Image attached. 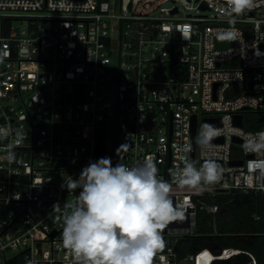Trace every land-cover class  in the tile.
<instances>
[{
    "label": "built area",
    "instance_id": "2783aa9c",
    "mask_svg": "<svg viewBox=\"0 0 264 264\" xmlns=\"http://www.w3.org/2000/svg\"><path fill=\"white\" fill-rule=\"evenodd\" d=\"M183 1L0 0V264H75L57 217L76 193L61 185L100 157L150 159L172 185L179 215L153 264L240 254L257 264L185 240L200 236L203 213L216 225L220 196L264 193V149L248 146L264 134L254 128L264 124V0L239 14L227 0H186L198 13L179 16ZM221 38L232 44L217 47ZM193 117L195 167L221 162L219 179L181 187L173 174L192 162Z\"/></svg>",
    "mask_w": 264,
    "mask_h": 264
},
{
    "label": "clouds",
    "instance_id": "9594fccd",
    "mask_svg": "<svg viewBox=\"0 0 264 264\" xmlns=\"http://www.w3.org/2000/svg\"><path fill=\"white\" fill-rule=\"evenodd\" d=\"M227 5L229 14L254 6L253 0H227ZM248 146L253 151L264 149V134ZM182 159L183 169L173 174V182L181 187L219 179L215 164L197 169ZM256 166L264 171V161ZM61 187L76 193L57 217L63 224V247L71 250L75 264H153L163 247L161 229L179 215L170 198L172 185L158 177L150 159L131 166L113 164L110 157L90 160L78 177L69 176Z\"/></svg>",
    "mask_w": 264,
    "mask_h": 264
},
{
    "label": "trees",
    "instance_id": "16d2710c",
    "mask_svg": "<svg viewBox=\"0 0 264 264\" xmlns=\"http://www.w3.org/2000/svg\"><path fill=\"white\" fill-rule=\"evenodd\" d=\"M261 114L254 116L260 118ZM261 127H264L263 122L254 128ZM218 200L223 203V208L216 217V225L213 216L203 213L198 228L200 236L185 242L192 249L205 246L215 251L227 247L241 249L252 253L257 264H264V193L232 191ZM249 260L247 254H240L217 264H246Z\"/></svg>",
    "mask_w": 264,
    "mask_h": 264
},
{
    "label": "water",
    "instance_id": "95a60500",
    "mask_svg": "<svg viewBox=\"0 0 264 264\" xmlns=\"http://www.w3.org/2000/svg\"><path fill=\"white\" fill-rule=\"evenodd\" d=\"M203 9L207 8V3L206 1L203 3L202 5ZM232 44V40L231 39H218L217 40V47L219 48H223V47H228L229 45ZM255 53L257 54H261L262 53V47H260L259 49H257L255 51ZM235 122L239 125L243 124V116L242 115H236L235 116ZM206 123H209L213 126H217L220 124V122L218 120H214V121H209L206 120ZM192 129H193V141H192V163L195 166V147H196V117H193V125H192ZM235 141H239L237 138H235ZM240 142V141H239ZM204 164H208V163H213V164H221V162H215V161H203ZM232 163H239V162H232ZM168 179L170 180V164H169V176ZM162 232H165V227L163 229H161Z\"/></svg>",
    "mask_w": 264,
    "mask_h": 264
},
{
    "label": "rangeland",
    "instance_id": "374dc122",
    "mask_svg": "<svg viewBox=\"0 0 264 264\" xmlns=\"http://www.w3.org/2000/svg\"><path fill=\"white\" fill-rule=\"evenodd\" d=\"M117 3L120 2V0H115ZM131 0H124V7L130 2ZM198 2H201L202 0H197ZM173 3H168L165 6L171 7ZM194 4H189V2H186V0L183 1V3H179L180 13L177 14L179 16H187V15H194L198 13V9L195 6H192ZM201 14L209 15L211 13L210 10L205 12H200ZM16 25H19V21H15ZM76 196H69V199L72 201L75 199Z\"/></svg>",
    "mask_w": 264,
    "mask_h": 264
}]
</instances>
